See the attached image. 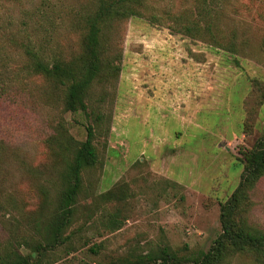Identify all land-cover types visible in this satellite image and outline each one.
Returning <instances> with one entry per match:
<instances>
[{
    "label": "rangeland",
    "instance_id": "1",
    "mask_svg": "<svg viewBox=\"0 0 264 264\" xmlns=\"http://www.w3.org/2000/svg\"><path fill=\"white\" fill-rule=\"evenodd\" d=\"M145 3L107 31L118 73L90 91V111L104 116L97 162L83 170L72 221L52 246L47 227L71 158L60 133L84 141L94 120L65 111L64 87L29 73L25 46L76 60L85 29L75 16L91 0H0V263L39 246L49 264H119L163 250L189 264L222 233V205L264 136V0H215L211 31L196 0ZM195 19L201 31L181 29ZM238 206L236 219L264 232V176ZM234 254L220 264H264Z\"/></svg>",
    "mask_w": 264,
    "mask_h": 264
},
{
    "label": "trees",
    "instance_id": "2",
    "mask_svg": "<svg viewBox=\"0 0 264 264\" xmlns=\"http://www.w3.org/2000/svg\"><path fill=\"white\" fill-rule=\"evenodd\" d=\"M145 1L91 0V6L78 10L79 12L75 16L76 23L82 24L85 29L84 52L83 55L71 62H65L61 58L48 57L42 44L25 46L29 73L44 77L56 87H64L65 111L73 114L84 113L94 120V123L87 125V138L84 141L75 140L66 130L60 133V145L58 146L71 155V160L66 161L67 166L62 175L63 188L58 206L47 227L46 244L48 245L53 246L70 225L76 198L81 187L82 172L86 167L97 162V150L93 142L96 126H101L104 116L102 112H94L93 109L92 112L90 111V91L97 80H104L110 75L118 73V68L106 56L107 48L104 40L107 31L114 20L141 15L142 9L146 6ZM214 1L196 0L195 6L196 15L206 22L207 27L205 28L209 31H211L210 24H213L207 23L206 15L213 13ZM182 25L181 29L186 32L201 31L200 22L197 19L190 23H182ZM263 176L264 136L246 154L241 182L230 201L222 205L220 216L222 233L203 258L189 264H220L233 253L247 254L255 261L264 262V232L248 228L244 220L236 219L239 212L238 202L243 196L244 189L247 186H253ZM37 249L39 253L35 257L30 254L18 261L8 260L2 261L0 264H49L39 246ZM91 249L97 253V246ZM166 255L169 256L167 251L163 250L162 258H153L150 254L145 257L126 259L119 264H156L160 259L165 263L168 259H172V264H181L179 258H166Z\"/></svg>",
    "mask_w": 264,
    "mask_h": 264
}]
</instances>
